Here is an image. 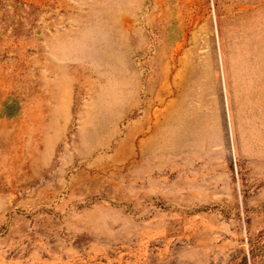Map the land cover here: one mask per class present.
Instances as JSON below:
<instances>
[{"label":"rangeland","instance_id":"rangeland-1","mask_svg":"<svg viewBox=\"0 0 264 264\" xmlns=\"http://www.w3.org/2000/svg\"><path fill=\"white\" fill-rule=\"evenodd\" d=\"M0 1V264H264V0Z\"/></svg>","mask_w":264,"mask_h":264},{"label":"trees","instance_id":"trees-1","mask_svg":"<svg viewBox=\"0 0 264 264\" xmlns=\"http://www.w3.org/2000/svg\"><path fill=\"white\" fill-rule=\"evenodd\" d=\"M1 2V1H0ZM26 6H28L26 3H23V2H19L18 1V6L16 7V9L20 10V9H25ZM33 5H30L29 8H32ZM34 8V7H33Z\"/></svg>","mask_w":264,"mask_h":264}]
</instances>
